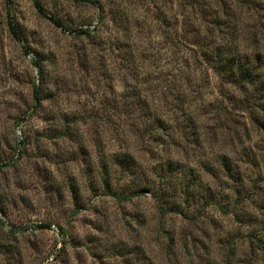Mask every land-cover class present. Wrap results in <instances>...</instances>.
I'll list each match as a JSON object with an SVG mask.
<instances>
[{
  "label": "rangeland",
  "instance_id": "1",
  "mask_svg": "<svg viewBox=\"0 0 264 264\" xmlns=\"http://www.w3.org/2000/svg\"><path fill=\"white\" fill-rule=\"evenodd\" d=\"M37 1L0 0V264H264L248 241L264 239V0ZM230 28L261 84L202 56L195 40ZM179 92L201 125L152 139L153 105L185 114Z\"/></svg>",
  "mask_w": 264,
  "mask_h": 264
},
{
  "label": "trees",
  "instance_id": "2",
  "mask_svg": "<svg viewBox=\"0 0 264 264\" xmlns=\"http://www.w3.org/2000/svg\"><path fill=\"white\" fill-rule=\"evenodd\" d=\"M35 6L38 8V10H41V6L39 5V2L37 0H33ZM232 32H233V28H230V32L227 31H223V35L221 37H219L218 42L216 43H210L208 41L205 42V39L199 38L200 41L195 40V42H197V44L202 45L205 47V49L201 52L202 56H205V60L210 62V66L211 68L217 72V74L219 73V78L225 79L227 80V82H231L234 83L236 86H243L244 82H248V83H255V84H261L262 81L259 78V73L257 71L258 68H255L252 63L253 61H251L247 56L244 60L242 61H238L239 57H237L236 55V51L235 48L230 47V45L226 42L227 40L230 42L232 41L231 36H232ZM225 36H227V38L225 40H222L225 38ZM211 50L209 52V49ZM195 89L192 88L190 91L193 92ZM36 91V90H35ZM180 93V92H179ZM36 95V94H35ZM180 97H177L178 99V103L181 105V108H183L182 110L184 111V115L182 118H178L177 115H174L172 117H167V119H171L174 120V124L172 125L171 123H167L164 119L162 118L163 116L166 117L168 115H166L167 112V108L164 109L163 107L159 108L156 107V105H153V109H152V113H151V119L150 120V125L154 126L150 129V131L154 132L155 135L152 137V139H158V140H162L163 142L168 141L169 138V143H173L174 142V138H178V136L182 133V130L184 128V126L189 123L190 125H193L194 127L196 126H200L202 123V120L199 119V116L197 117L196 115L193 116L192 113L193 111L188 108V106H190L191 102L190 99H184V97H186L183 93H180ZM37 99V97H35ZM225 100H230L225 98ZM230 102V101H229ZM239 102H242V100H240ZM244 102H247V100L245 99ZM203 105V103H202ZM227 106L224 105L223 101L218 104L217 106H215V111L214 114L217 115L219 113V110L222 109L223 111L226 109ZM117 107L113 106V114L116 113ZM117 116V115H116ZM179 124V125H178ZM204 127V125H203ZM123 129H120V131ZM116 131H118V128L116 129ZM199 134L200 132L197 131ZM174 136V138H173ZM163 137H165V139H163ZM125 140V139H124ZM135 147V146H134ZM136 149V148H135ZM133 149L131 150H126L122 153V157L119 160V164L120 166H123L124 172H127L129 175L135 174L136 169H137V157L136 154H133V151L136 152V150ZM138 156V154H137ZM158 156V155H157ZM160 159H158L157 162V168L160 171V176L167 178L168 180H165V182H169L170 184L173 183L176 184L178 182H171L170 178L171 177H176L179 174H182L183 170H180V168L178 169H172L170 168V163L163 161L162 159V155L159 157ZM230 159V158H229ZM171 160V159H170ZM233 161L231 160H226L223 162V168L225 167L224 171L225 172H229V167L231 168V164ZM155 168V167H154ZM173 168V167H172ZM146 182H149V180ZM194 183V181L192 182V184ZM137 181L133 180L131 181V183L128 185L129 189L131 190V192L133 194H138L141 193L143 191H145L146 189H144V187H139L137 185ZM244 183L242 182V178H239V184L236 187L235 191L237 194L240 195V192L243 191L245 185H243ZM188 186L189 184L186 182H183L180 185V191L182 193H185L186 195L190 192H186V190L188 191ZM175 190H176V185L174 186ZM158 190V189H157ZM162 190L164 191L165 188L160 187V191H156L157 193L155 194V196H157L158 199V205L161 208H163L162 206L165 204H168V202H173V201H168L166 200L165 196L160 195V194H165V191L162 192ZM238 202L240 203L241 200L237 199ZM162 205V206H161ZM173 205V204H172ZM189 217V215H187ZM250 245L252 247L255 248H259L261 250L264 251V239L261 238L260 236L258 237L257 235H251L250 238L248 239Z\"/></svg>",
  "mask_w": 264,
  "mask_h": 264
}]
</instances>
